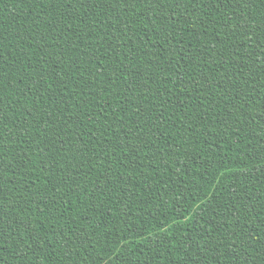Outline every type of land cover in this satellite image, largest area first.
Instances as JSON below:
<instances>
[{
  "label": "trees",
  "instance_id": "obj_1",
  "mask_svg": "<svg viewBox=\"0 0 264 264\" xmlns=\"http://www.w3.org/2000/svg\"><path fill=\"white\" fill-rule=\"evenodd\" d=\"M69 3L0 0V204L18 227L0 241V264H264V0H223L208 16L203 0H184L157 9L159 20L140 4L124 15L125 5L95 0H81L92 3L86 11L71 0L72 19ZM239 8L254 34L239 28ZM154 20L170 44L148 43L160 40ZM237 47L252 56L243 74L234 65L245 61L224 52ZM134 78L137 92H125ZM89 85L97 91L85 100ZM233 227L239 239L225 249ZM209 243L219 251L207 252Z\"/></svg>",
  "mask_w": 264,
  "mask_h": 264
},
{
  "label": "snow or ice",
  "instance_id": "obj_2",
  "mask_svg": "<svg viewBox=\"0 0 264 264\" xmlns=\"http://www.w3.org/2000/svg\"><path fill=\"white\" fill-rule=\"evenodd\" d=\"M49 2H51V0H49ZM57 2H59V0H57ZM77 3H81V0H76ZM95 2L98 3H105V4H110L112 6V9L114 10L116 8V6L118 4H123L125 5V8L122 9V13L124 15L128 14V10L130 8L134 9L136 7L137 4L143 5L145 8H147L149 11H152L155 13V18L156 20L161 19V12L157 11V9L166 7L168 4L173 5L174 8H179L182 6V4L184 3V0H95ZM192 0H187V3H191ZM199 2V0H198ZM223 2V0H203V3H200V7L202 9H205L204 11V16H208L209 15V9L212 6H215L217 9H219L220 4ZM236 3L239 5L241 3L244 4H252L253 6L255 5V0H236ZM63 6V5H62ZM81 6L85 8V11L87 9V7H91L92 3H81ZM68 12L73 13V16L70 17L72 19L75 18V16L78 14L76 12V9L73 7L71 0L67 9ZM239 12H240V16L238 17L239 20V28L243 29L244 34H247L249 32H252L254 34V29H251L248 26V23H246L244 21V15L246 14V10L244 8H239ZM179 14V13H177ZM166 15L168 16L169 21L173 20V15L171 13H166ZM262 17H264V14H262ZM149 19H151L149 17ZM114 22L115 23H119V18L116 17L114 18ZM69 28H71V25H68ZM152 27L155 28V32L156 34L160 37V40L158 41H148L149 44L155 46L157 44H163L165 42L170 44V40H169V33L167 31V25L164 26V30L161 31L160 28L156 27V23L155 20L152 23ZM224 27L227 29L230 27L229 24H225ZM123 29L131 31V29L129 28V26L127 24L123 25ZM145 29H147V25H145ZM261 30H262V34H264V19H262L261 21ZM207 29H204V32L206 33ZM123 34V32H122ZM235 31L232 32V35H235ZM145 35H148L147 31H145ZM229 34L228 32L225 33V36L227 37ZM172 38L173 39H177L178 37L173 33L172 34ZM221 43L223 44V41H221ZM183 51V50H182ZM224 52H227V55L233 57L234 59L237 60H244L245 62L243 64L240 65H234V67H238L240 69V74H243L245 71L248 70V66H247V62L252 60V56L251 54H249L246 58L240 55V50L239 47L236 48V50L232 51V50H228V49H224ZM224 52L221 53V55L224 54ZM260 52H261V57L259 59V64H260V70L262 72H264V41L261 42L260 44ZM0 57H2V53H0ZM127 61V64L125 65L124 62ZM219 62V61H217ZM102 63V67H104L103 62ZM111 63V62H110ZM119 63L120 65H124L125 67H127L129 69V72L131 73V66L133 64V60L131 58V56H123L121 58H119ZM225 63H227V61H225ZM21 68H24V65H21ZM26 71V69H24ZM2 71V70H0ZM105 71H107V68L105 67ZM116 71L119 72V67L116 68ZM101 76L104 75V73H100ZM249 75H251V73H249ZM21 81L23 82V77H21ZM255 81H253L254 83ZM113 83H115V81H113ZM141 81L136 80L135 78L132 81H128L126 82V86L124 87V91L127 93H133V92H137L139 86H140ZM143 83L145 85L148 84L147 80H144ZM181 83H183V81H181ZM234 86V85H233ZM6 87V86H5ZM64 87L66 88L67 85L65 84ZM248 87L247 84L244 85L243 88H241V91L243 92L246 88ZM88 93L85 95V100L88 99V96L91 94L96 93V88H93L91 85L88 86ZM151 89H149L150 91ZM106 91L105 88L101 87L99 89V92H104ZM112 91H115V88L112 89ZM262 91H264V88H262ZM109 95H111V92L109 93ZM201 95H203V93H201ZM238 98V97H237ZM3 101L0 100V141L3 140V117H4V113H3ZM31 115V113H29ZM137 124H139V110H137ZM262 118H264V115H262ZM120 120L123 121L124 117L121 116ZM63 125L65 126L64 129V133L67 132V129L71 127V125L69 124V121L67 119L62 121ZM73 123H76L75 121H73ZM115 124V121L113 122ZM57 129H59V125L55 126ZM117 128L123 127L122 124H117L116 125ZM100 125L97 124V130H99ZM141 131V129H139V127H137V139L140 140V142L142 143L143 140L140 139L139 137V132ZM74 134L76 135H82L81 133L78 132H74ZM105 133H101V135H104ZM53 135H56L55 133H53ZM125 135H128V131H125ZM59 139L63 140V135H59L58 136ZM53 144L55 143V140L51 141ZM74 143H82V141H76ZM128 145L130 147V149L132 151L136 150V145H133L131 143V140L128 141ZM66 151H71V148L67 149ZM82 150L77 147L75 148V152L73 153V159H75L76 157L81 155ZM83 154L86 157L87 156V149L85 148L83 150ZM48 155L50 156L51 153L49 152ZM258 155L259 158L261 160H264V138H262L261 142H260V148L258 150ZM61 159L63 160L64 157H61ZM63 167V165L61 164V168ZM4 171H6V168L3 167V161H0V179H2L3 177V173ZM262 174H264V169H262ZM0 199H2V196H0ZM233 210H234V216H232V218L239 223L241 220L244 219L243 215L241 214V212L239 211V209H235V205H233ZM262 211H264V209H262ZM249 215H251V213H249ZM261 219H264V217H261ZM18 230L17 227V222L15 220V217H9L8 212L4 211L3 205L0 204V241H3V243L7 246V239L6 238H11L12 237V231H16ZM215 231L217 232L218 235H222L223 234V230L222 229H215ZM254 233H253V237H254ZM232 237H236L237 239H239V236L237 235V231L236 228L233 227L231 230L230 235L228 236V238L223 242V247L225 249H227L228 247H232L234 246V242L233 244H229L228 241L231 240ZM16 239H18L20 241L21 244H25L27 243L26 240L23 239L22 236H17ZM42 239V238H41ZM210 240H214L215 237H210ZM33 244H37L38 246H40L38 244V240L37 239H33L32 241ZM57 243H59V241H57ZM76 243V241H74L72 239V237H67L64 239L63 242V248L67 249V257L69 259H71V255H72V246ZM191 240L189 241V246H191ZM259 243H261L262 249H264V237L261 238V240L259 241ZM241 244H244V241H241ZM250 246V245H249ZM41 247V251H43V247ZM197 247H200L199 244H197ZM201 253L203 254L205 252L204 248H200ZM216 251H219V246H217L215 249L212 247V245L209 243L207 245V252H213L215 253ZM261 255H264V251H262ZM239 258V257H237ZM198 259H203V255H201L200 257H198Z\"/></svg>",
  "mask_w": 264,
  "mask_h": 264
}]
</instances>
